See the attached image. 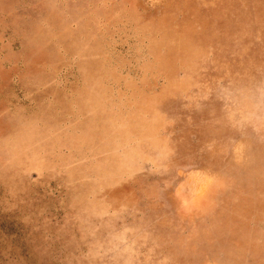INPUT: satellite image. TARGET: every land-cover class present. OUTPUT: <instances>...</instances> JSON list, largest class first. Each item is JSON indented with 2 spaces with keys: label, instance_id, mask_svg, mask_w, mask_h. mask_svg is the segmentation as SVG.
<instances>
[{
  "label": "rangeland",
  "instance_id": "rangeland-1",
  "mask_svg": "<svg viewBox=\"0 0 264 264\" xmlns=\"http://www.w3.org/2000/svg\"><path fill=\"white\" fill-rule=\"evenodd\" d=\"M0 264H264V0H0Z\"/></svg>",
  "mask_w": 264,
  "mask_h": 264
}]
</instances>
